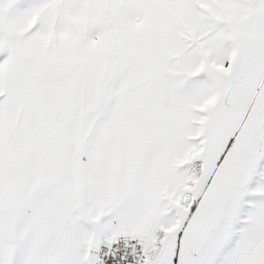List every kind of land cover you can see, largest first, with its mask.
Listing matches in <instances>:
<instances>
[{
	"label": "snow or ice",
	"instance_id": "1",
	"mask_svg": "<svg viewBox=\"0 0 264 264\" xmlns=\"http://www.w3.org/2000/svg\"><path fill=\"white\" fill-rule=\"evenodd\" d=\"M0 264H264V0H0Z\"/></svg>",
	"mask_w": 264,
	"mask_h": 264
}]
</instances>
